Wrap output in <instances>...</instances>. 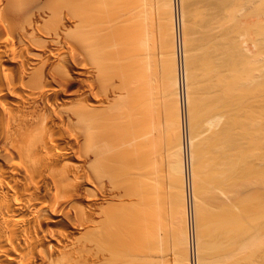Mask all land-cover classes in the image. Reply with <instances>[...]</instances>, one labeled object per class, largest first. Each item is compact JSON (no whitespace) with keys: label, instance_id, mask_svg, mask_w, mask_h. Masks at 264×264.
Returning a JSON list of instances; mask_svg holds the SVG:
<instances>
[{"label":"bare ground","instance_id":"1","mask_svg":"<svg viewBox=\"0 0 264 264\" xmlns=\"http://www.w3.org/2000/svg\"><path fill=\"white\" fill-rule=\"evenodd\" d=\"M188 1L0 0V264H264V27Z\"/></svg>","mask_w":264,"mask_h":264},{"label":"rangeland","instance_id":"2","mask_svg":"<svg viewBox=\"0 0 264 264\" xmlns=\"http://www.w3.org/2000/svg\"><path fill=\"white\" fill-rule=\"evenodd\" d=\"M212 1H213V2H212ZM214 1H215V0H208V1L206 2V0H198V2H197V0H194V1L192 0L191 2L195 3V5H194L193 3H190V1H188L187 5L190 3V4H189V7H188L187 5H186V6H187V9H189V13H190L189 19H192V20L194 21V18H195V20H196V22H197L198 25H199L200 23L202 24V22H204L205 20H206V21L208 20L207 23H209V21H210V16H211V15H210V14H211V10H210V8H211V7H212V8L214 7V4H215ZM233 1H234V2H233ZM237 1H238V0H237ZM239 1H240V3H239V2H236L235 0H232V2L229 4L230 6L228 5V10H229V11H226V12L224 13L225 15L227 14V15H226L227 18H226L225 15L223 14L222 17H223V18L225 17V19H224V20L221 19V20H223V22H224V24H225L226 26H225L224 24H222V21L219 22V23L221 24L220 28H221V27L223 28L224 26L227 27V30H226V28H225V29L223 28L224 31H222L223 29H221V31H222L221 33H222V34H221V33H218V35L220 34V35H219V38H220V37L223 38V39L220 38V39H222V42H223L224 40H226V39H228V40H226V41H224V42H229V41H231L230 39L233 40V36H234V38H237L236 41H238V36H240V35H239V32H241L240 29L242 30V27H241V26H239V27H241V28L238 29V25H239V23H241L242 21H244V22L247 23V26H245V28L247 27V28H246V29H247L246 31H250V30H251L253 33H254L255 31H257L258 28L262 27L261 29H263V27H264V23L262 24V22L264 21V18H263V19L260 18L261 16L264 17V13H263V14H258L257 10L255 9V8H257V7H254L255 10L251 11V13H250L247 9L244 8L245 4L242 3L241 0H239ZM263 1H264V0H258V3H260L261 5L257 3L258 6H260L262 9H264V4H263L264 2H263ZM208 2H209V3H208ZM261 2H262V3H261ZM196 3H197V4H196ZM206 3H207V4H206ZM191 4H192V6L190 7ZM198 4H200L201 6L198 5ZM232 4H233V5H232ZM236 4H237V6H236ZM238 4H239V6L242 7L243 9L240 8V7L238 6ZM240 4H241V5H240ZM207 5H208L209 7H207ZM231 5H232V6H231ZM233 6H234V7H233ZM235 6H236V7H235ZM198 7H200V8H198ZM201 7H202V8H203V7L205 8V12H204V13L206 14L207 17L205 16V14H204V16L202 17V15H203V11H204V10H203ZM230 7H231V8H230ZM238 7H239L240 9H239ZM191 8H192V9H191ZM195 8H196V9H195ZM229 8H230V9H229ZM207 9L209 10V12H208ZM231 9L233 10V13H232ZM244 9L247 10V11H245V12L242 11V10H244ZM213 10H214V9H212V12H213ZM198 11H200V12H198ZM206 11H207V12H206ZM235 11L237 12V14L235 13ZM239 11H240V12H239ZM254 11H255L257 14H256V13H252V12H254ZM191 12H192V13L196 12L197 14L194 16V15L191 14ZM214 12H215V10H214ZM227 12H228V13H227ZM247 12H249V13H247ZM261 12H262V11H261ZM229 13H232L233 16H234V13L236 14V15L234 16V17H235L234 19H235L236 22L238 21V23H235V22H234V19H232L236 26L233 24L232 20H231V22H230L229 19L232 17V16H231L232 14H229ZM242 13H246V15H248V16H246L245 14H242ZM200 15H201V16H200ZM241 15H242V16H241ZM243 15H244V16H243ZM254 15H256V16L254 17ZM259 15H260V16H259ZM196 16H197V17H196ZM229 16H230V17H229ZM250 16H251V17H250ZM257 16H258V17H257ZM204 17H205V18H204ZM240 17H242L243 19H241ZM252 17H254V19H252V20H255V19H256V21H254V23H252V24H255V23H256V24H255L256 27H254L255 25H253L254 28L252 27V25L249 26V25H248V22H247V21L249 20V23H250V20H251L250 18H252ZM199 18H200V19H199ZM237 18H238V19H237ZM245 18H246V19L248 18L247 21H246ZM259 18H260V19H259ZM227 19H228V21H229V24L231 23L232 25L230 24V25L227 26V24H228ZM257 19H258L259 21H261V20H262V21H261L260 23H257ZM197 20H198V21H197ZM199 20H200V21H199ZM203 20H204V21H203ZM204 23H205V22H204ZM204 23H203V24H204ZM219 23H218V25H220ZM257 24H258V25H257ZM261 24H262V26H260ZM248 26H249V27H248ZM228 27H230V28H228ZM231 27H232L233 29H236V27H237V30H238L239 32H238L237 30H236V31L233 30ZM251 27H252V28H251ZM252 29H254V30H252ZM225 30H226V31H225ZM230 30H231V31H230ZM232 30H233L234 32H232ZM228 31L230 32L229 34H231V35H228ZM226 32H227V33H226ZM223 33H224L225 35H224ZM235 33H236V34H235ZM226 34H227L228 36H227ZM254 34H255V33H254ZM224 36H225V37H224ZM230 36H232V38L229 39ZM235 36H237V37H235ZM224 42H223V43H224ZM196 44H197L196 47H197V46L199 47V48H197L196 50H200V52L204 50V49H203L204 47H202V45H199V43H196ZM200 47H201V48H200ZM201 49H202V50H201ZM198 52H199V51H197V53H198ZM200 52H199V53H200ZM257 58L262 59L261 57H257ZM257 58H256V60H257ZM260 59H259V60H260ZM259 60H257L256 62H258ZM250 62H251V61H250ZM254 62H255V60H254ZM254 62L252 61V62H251L252 64L250 63V64L253 66L252 68H251V65H249L251 69H250V68H246V66L248 67V64H247V63H246L247 65L245 64V66H244L243 69L246 68V69H248V70L250 69V70H254V71H255V69H254V65H255V68H256V64H255L256 62H255V63H254ZM260 62H262V60H261ZM253 64H254V65H253ZM206 65H207V66H205V67H206L205 69H207L208 66H210V64H206ZM213 65H215V64L213 63L212 66H213ZM203 68H204V67H203ZM212 68H215V66L212 67ZM210 69H211V67H209V69H207V70H208V71H211ZM243 69H242V70H243ZM256 69H257V68H256ZM202 70H203V69H202ZM207 70H206V71H207ZM236 70H237V71H236ZM242 70L240 71V69H237L236 66H235V71H234L235 74H234L233 76H234V79H236V80H234V79H233V80H234L238 85H237L235 82H233L231 79H228V78H229V75H230V74H228V73H230V72H228L227 69L225 70V72H223L224 70H221V73H222V74H220V72H219V74L221 75V80L218 78L219 80H216V81L214 80V77L217 78L218 76L220 77V75H219V74H215L216 76H215V75L213 76L214 72H213V70H212V72H213L212 76L209 75L210 77L208 76V79H207V80L209 81L210 85H209L208 81H206V80L203 81V80H202V78H201V77H202V74L200 73V76H201L200 78H201V79H199V77H198V79H199L202 83L198 80V83L195 82V84H196V83L198 84V85H197L198 87H197L195 84H194V85H195L197 88H199V90H202V91L204 90V92H205V91L207 92V91L209 90L207 93H208V94H211V96H212V95H215V94H213V93H215V92H216L217 94H219L220 96H224V95L227 96V94L230 95V93H228V91L231 92L232 94H233V93H237V92H238L237 90L239 89V87H241V86H240L241 83H242V80H241V79L243 78V77H242L243 75H241V72H242V74H244V79H245V80L243 79V81H246L247 78H248V76H247V75H248L247 70H244V71H245L244 73H243ZM250 70H249V74H251ZM203 71H204V70H203ZM238 71H240L239 74H238ZM212 72H208V74H209V73H212ZM224 73H226V74L228 75V77H226V74H224ZM236 73H237L238 75H240L241 77H240V76H237ZM245 74H247V75H245ZM212 77H213V79H212ZM224 77H226V79H225ZM239 77H240V78H239ZM249 77H250V76H249ZM216 78H215V79H216ZM237 78H238V79H237ZM210 79H211V80H210ZM222 79H223V80L225 79V80L223 81ZM213 80H214V81H213ZM229 80H230L231 82H229ZM237 80H238V81H237ZM212 81L215 82V85H216V86L214 85V83H213ZM219 81H220L221 84H219ZM240 81H241V82H240ZM199 82H200V83H199ZM204 82H205V83H206V82L208 83V86H209L208 88H206V87H207V83H206V85H205ZM211 82L213 83L212 86H211ZM216 82H217V84H216ZM222 82H225V83H223V84H224V86H226V87H223V86H222V87H223V88H222L221 86H219V85H223ZM238 82H239V83H238ZM203 83H204L205 86H203ZM228 83H229V84H228ZM234 83H235V85H237V87L234 85ZM201 85L203 86L202 88H201ZM217 85H218V86H217ZM227 85H228V86L232 85V86H230V87H231V90H232V89H233V90H232V91L229 90V88H227ZM213 86H214V87H213ZM234 86H235V87H234ZM238 86H239V87H238ZM204 87H205V88H204ZM212 87H213V88H212ZM216 87H217V89H216ZM219 87H220V88H219ZM200 88H201V89H200ZM211 88L214 89V90H218L219 93H218L217 91H213V92H212V91H211V90H212ZM218 88H219V89H222L223 95L221 94L222 92L220 93V90H219ZM205 89H206V90H205ZM207 89H208V90H207ZM226 89H227V90H226ZM224 91H225V92L227 91V92H226L227 94H225ZM233 91H234V92H233ZM236 91H237V92H236ZM209 92H210V93H209ZM202 94H203V93H202ZM228 102H229V104L232 103V101H230V100H229ZM233 102H234V101H233ZM235 103H236V102H234V105H235ZM232 106H233V105H232ZM229 107H230V106H227V108H224L223 110H222V108H219V110L217 109L218 111H217V110H215V111H217V112H216L217 114L220 113V112H222V113H220V114H218V115H225V117H226V115L229 114V113H227V112L230 111V108H229ZM236 107H238V108H236ZM233 108H235V111H237V109H239V106L235 105V107H233ZM233 108L231 107V111L234 110ZM225 109H226V111H224ZM227 109H228V110H227ZM240 109H241V107H240ZM240 109H239V110H240ZM220 110H222V111H220ZM239 110H238V111H239ZM223 111H224V112H223ZM210 113H211V112H210ZM212 113H213V111H212ZM212 113H211V114H212ZM223 113H224V114H223ZM211 114H208L209 117H210ZM212 115H213V114H212ZM211 117H213V116H211ZM227 117H228V115H227ZM209 146H210V145H209ZM209 146H208V147H209ZM208 149H209V148H208ZM210 149L212 150V147H210ZM210 149H209V151H210ZM206 150H207V149H206ZM213 150H214V148H213ZM213 150H212L211 152H213ZM209 151L207 150V152H209ZM214 151H215V150H214ZM211 152H210V153H211ZM206 154H207V153L205 152V154H204V158H205V157H206V158H205V160H203L204 163H205V161L207 162L208 160L212 159V158H210V159L208 158V157H209L208 155H210V154H208L207 156H205ZM213 155H214V152H213ZM213 155H212V157H213ZM210 156H211V155H210ZM208 162H209V161H208ZM208 162H207L206 164H208ZM209 163H210V162H209ZM206 164H205V167H207ZM203 165H204V164H203ZM166 168L168 169V166L165 167V165H164L165 174H166V175L168 174V176H169L170 173H169V171H168ZM166 171H168V173H166ZM210 171H211V170H210ZM206 173H207V170H206ZM164 177H166V176H164ZM223 234H224V233H223ZM220 235H221V234H220ZM220 235H219V236H220ZM203 236H204V235H203ZM217 236H218V235H217ZM219 236H218V238L216 237V239L221 240L222 238H225V237H226V236H223L222 238H220L221 236H220V237H219ZM203 240H205V238H203ZM222 240H223V239H222ZM224 240H225V239H224ZM214 241H217V240H214ZM202 242H203V241H202ZM218 242H219V241H218ZM218 242H217V243H218ZM225 242H226V240H225ZM219 243H221V242H219ZM222 243H223V244H222ZM222 243H221V245H223V246H221L222 248H223L224 246H226V247L229 246V244H228V246L225 245V244H227V242L224 244V241H223ZM218 247H220L219 244H218L217 248H218ZM226 247H224V248H223V251L221 250L220 252H219V250L222 249V248H220V249L218 248L219 250H217V248H216V251H215V252H219L220 254H222V252H223V253H226L225 255L223 254V257H221L220 254H217V255H219L217 258H218V259L221 258L220 260H218V259L214 260L213 257H215V256H214L215 253L211 255L210 259L207 258L206 260H209L210 262H212V261L214 260L213 262H216V263H214V264H220V263L226 261V259L230 258L229 255H227V254L231 251L230 249H227ZM228 248H231V247H228ZM224 249H226V250H224ZM227 250H228V251H227ZM224 251H225V252H224ZM190 254H191V251H190ZM190 254H189V255H190ZM226 255H227V258L224 257V256H226ZM212 256H213V257H212ZM189 257L191 258V255H190ZM219 257H220V258H219ZM222 258H225V260L222 259ZM229 260H230V259H228V262H230ZM217 262H218V263H217ZM228 262H227V264H228ZM225 263H226V262H224V264H225ZM212 264H213V263H212ZM229 264H230V263H229Z\"/></svg>","mask_w":264,"mask_h":264},{"label":"crops","instance_id":"3","mask_svg":"<svg viewBox=\"0 0 264 264\" xmlns=\"http://www.w3.org/2000/svg\"><path fill=\"white\" fill-rule=\"evenodd\" d=\"M215 5H216V4H214V6H215ZM211 8H212V7H211ZM211 8H210V9H211ZM213 9L215 10V12H214V10H213V12H211L212 14H210L211 16H213V17H212L213 21H212V19L210 18V21H211V22H209L210 24H209V23H206V24H205V23H204V24L202 23L203 25H202V24H200V25H194L195 23H197L196 20H195V18H194V21H193L192 19L190 20V23L194 22V23H193V27H192V32H193V30H194L193 35H194L195 37L198 36V39H199V40L202 39V35H203V38H205V40H203V41H204V44L207 43V44H208V45L206 44L207 46L210 45V46H209L210 49H211L210 51H212V49L214 50L215 47H217V41H216V40H217V35H218V28H217V22H216V21H217L216 8L214 7ZM211 11H212V9H211ZM194 13H195V15H196V12H194ZM194 13L192 14V12H191L192 15H194ZM214 19H215V22H214ZM205 22H207V21H205ZM201 25H202V26H201ZM206 25H207V26H206ZM214 25H215V26H214ZM191 26H192V25H191ZM194 26L199 27V28H196V29H198V30H197L198 32L195 30V27H194ZM205 26H206L207 29H208V28H209V29L207 30V29L205 28ZM213 28H214V29H213ZM201 29H202V30H201ZM205 29H206V30H205ZM212 29H213V30H212ZM199 30H200V31H199ZM204 30H205L207 33H206ZM216 31H217V32H216ZM199 33H200V34H199ZM211 33H213L214 35L211 34ZM216 33H217V35H216ZM205 34H208V35H205ZM200 35H201V36H200ZM209 35H210V36H209ZM206 36H207V37H206ZM210 37H211V38H210ZM215 37H216V38H215ZM192 38H193V37H192ZM193 39H194V38H193ZM193 39H192V40H193ZM198 39H197V38L194 39V42H195L194 44H195V45H196V43L199 42V41H197ZM207 39H208V40H207ZM196 41H197V42H196ZM210 41H211V42H210ZM215 41H216V45H213V43H214ZM214 44H215V43H214ZM195 45H194V49L196 48ZM202 45H203V43H202ZM206 45L203 46L204 49H206V47H207ZM212 45H213V46H212ZM214 46H215V47H214ZM213 47H214V48H213ZM195 52H197L196 49H195ZM212 62H214V61H213V60L210 61V64H211V65H210V66H211V72H212V64H213ZM214 63H215V62H214ZM205 66H207V65H205ZM205 66H204V67H205ZM205 70H206V69H205Z\"/></svg>","mask_w":264,"mask_h":264}]
</instances>
